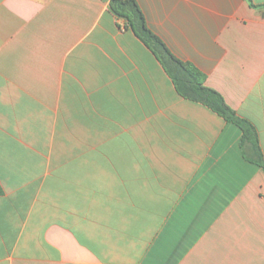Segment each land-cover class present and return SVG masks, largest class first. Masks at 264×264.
<instances>
[{"label": "crops", "instance_id": "crops-1", "mask_svg": "<svg viewBox=\"0 0 264 264\" xmlns=\"http://www.w3.org/2000/svg\"><path fill=\"white\" fill-rule=\"evenodd\" d=\"M251 122L264 0H135ZM110 0H0V264H264V170Z\"/></svg>", "mask_w": 264, "mask_h": 264}, {"label": "trees", "instance_id": "trees-1", "mask_svg": "<svg viewBox=\"0 0 264 264\" xmlns=\"http://www.w3.org/2000/svg\"><path fill=\"white\" fill-rule=\"evenodd\" d=\"M110 7L117 16L127 19L133 31L158 56L181 96L205 105L242 130V147L251 146L254 162L264 170V156L255 126L240 117L219 92L206 85V74L193 64L184 62L172 54L166 44L148 28L145 16L135 0H110Z\"/></svg>", "mask_w": 264, "mask_h": 264}]
</instances>
